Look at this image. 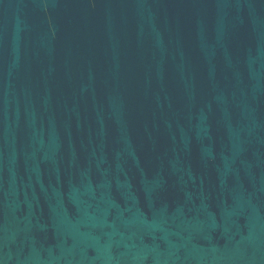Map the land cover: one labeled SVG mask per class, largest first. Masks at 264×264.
I'll list each match as a JSON object with an SVG mask.
<instances>
[{
  "label": "water",
  "instance_id": "1",
  "mask_svg": "<svg viewBox=\"0 0 264 264\" xmlns=\"http://www.w3.org/2000/svg\"><path fill=\"white\" fill-rule=\"evenodd\" d=\"M0 264H264V0H0Z\"/></svg>",
  "mask_w": 264,
  "mask_h": 264
}]
</instances>
